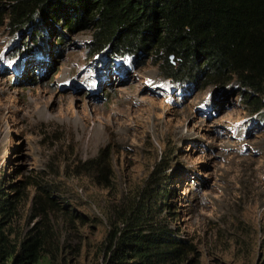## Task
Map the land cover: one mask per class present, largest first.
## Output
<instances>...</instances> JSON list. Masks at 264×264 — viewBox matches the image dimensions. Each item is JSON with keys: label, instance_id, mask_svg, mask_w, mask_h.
I'll return each mask as SVG.
<instances>
[{"label": "rangeland", "instance_id": "1", "mask_svg": "<svg viewBox=\"0 0 264 264\" xmlns=\"http://www.w3.org/2000/svg\"><path fill=\"white\" fill-rule=\"evenodd\" d=\"M59 23L0 25V182L45 184L84 217L77 232L62 229L64 264H100L108 200L139 188L158 159L171 177L168 227L192 242L197 264L264 263V100L253 115L235 84L200 90L161 78L149 55H89L91 30ZM99 155L116 195L81 170Z\"/></svg>", "mask_w": 264, "mask_h": 264}, {"label": "trees", "instance_id": "2", "mask_svg": "<svg viewBox=\"0 0 264 264\" xmlns=\"http://www.w3.org/2000/svg\"><path fill=\"white\" fill-rule=\"evenodd\" d=\"M4 20L12 33L48 32L59 22L69 33L90 29L89 55L124 62L149 55L168 82L200 90L235 84L253 115L263 107L264 0H0V25ZM165 165L158 159L139 188L108 200L106 233L95 253L100 264L198 263L192 242L168 227L175 213L168 212ZM81 170L109 196L117 194L108 156L83 162ZM6 181L0 182V264H64L72 254L62 229L77 232L84 217L45 184Z\"/></svg>", "mask_w": 264, "mask_h": 264}, {"label": "bare ground", "instance_id": "3", "mask_svg": "<svg viewBox=\"0 0 264 264\" xmlns=\"http://www.w3.org/2000/svg\"><path fill=\"white\" fill-rule=\"evenodd\" d=\"M7 71H8L7 69H3L2 73H6ZM22 72H23V70H22ZM21 75H22V73H21Z\"/></svg>", "mask_w": 264, "mask_h": 264}, {"label": "clouds", "instance_id": "4", "mask_svg": "<svg viewBox=\"0 0 264 264\" xmlns=\"http://www.w3.org/2000/svg\"><path fill=\"white\" fill-rule=\"evenodd\" d=\"M115 61H118V60H115ZM122 61V60H121Z\"/></svg>", "mask_w": 264, "mask_h": 264}]
</instances>
